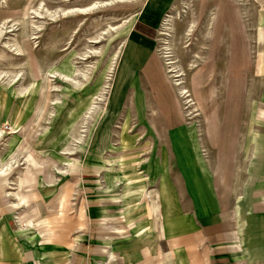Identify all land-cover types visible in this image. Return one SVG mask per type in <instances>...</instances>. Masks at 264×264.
<instances>
[{"label":"rangeland","instance_id":"rangeland-1","mask_svg":"<svg viewBox=\"0 0 264 264\" xmlns=\"http://www.w3.org/2000/svg\"><path fill=\"white\" fill-rule=\"evenodd\" d=\"M244 1L0 0V264H105L97 228L155 245L147 213L158 228L164 185L179 193V222L233 210L248 247L256 229L264 242L259 95L228 100L222 73L223 18L260 22L264 0ZM229 104L245 105L241 120ZM177 145L194 178L178 171ZM188 178L211 188L201 202L214 209L201 213Z\"/></svg>","mask_w":264,"mask_h":264},{"label":"crops","instance_id":"crops-1","mask_svg":"<svg viewBox=\"0 0 264 264\" xmlns=\"http://www.w3.org/2000/svg\"><path fill=\"white\" fill-rule=\"evenodd\" d=\"M242 1V0H240ZM223 3V2H222ZM261 12L259 14L260 22L256 23V27H252V22L244 13L232 12L230 15L223 18V28L227 29L226 35V51L222 62V73L224 80L225 96L230 101H242L247 95L249 88H257L259 100L257 101L255 115L264 117V2ZM224 6L227 8L237 7V3L225 1ZM245 7H250L249 1L245 0L242 3ZM219 6H223L219 5ZM242 6V7H243ZM241 7V5H239ZM260 7V5H256ZM263 12V13H262ZM241 18L243 22L239 28H233L235 21ZM252 27V29H251ZM243 28V30H242ZM117 89V87H116ZM235 108L236 120H241L243 104H229L228 107ZM239 112V113H238ZM240 114V117H239ZM163 115V114H162ZM164 116V115H163ZM168 119L167 117H165ZM179 119H183L179 115ZM217 149V147H216ZM218 150V149H217ZM177 155V169L182 170L181 174L194 178L192 166L184 163L179 167V147L176 149ZM215 177V175H214ZM166 177H163L165 183ZM202 180V179H201ZM193 180H187V193L197 202L199 210L204 209L201 213H207V208H213L214 205L206 206L201 202L205 199V193L210 198L211 188L205 186L204 181L193 183ZM159 193L160 199V226L157 228L153 218L147 214L153 221L154 230L157 233V241L155 245L149 244L148 241L140 244L136 240L132 241L129 234L122 238L117 236L108 237L112 235L109 231L103 230L105 236L98 237V228L96 238L99 240V245L96 246L95 254L97 256H104L105 264H264V242L262 229L259 231L261 242L254 246L248 247L245 238L243 237V229L237 224V214L233 210L226 209L227 213L221 211V216L224 220L220 224L204 223L192 224L179 222V193L177 190H170L166 185L161 187ZM1 201V200H0ZM175 201V202H174ZM1 203V202H0ZM2 204V203H1ZM147 208V207H146ZM197 208V209H198ZM223 210V209H222ZM162 212L164 216L162 217ZM195 214L199 215V211ZM48 217V216H47ZM101 221V220H100ZM126 222V221H125ZM132 231V230H130ZM48 232H52L48 228ZM135 232V231H132ZM208 233V234H206ZM49 235V239H50ZM142 236V235H140ZM129 239L125 245L121 244L120 240ZM206 240L211 243V247L201 246L202 242ZM119 241V243H116ZM148 243V244H147ZM118 248L121 249L123 255L118 256L115 252L109 250ZM4 251V256L2 255ZM6 249H0V259H8ZM110 256L113 258L110 259ZM31 264H40L37 260L32 259Z\"/></svg>","mask_w":264,"mask_h":264},{"label":"bare ground","instance_id":"bare-ground-1","mask_svg":"<svg viewBox=\"0 0 264 264\" xmlns=\"http://www.w3.org/2000/svg\"><path fill=\"white\" fill-rule=\"evenodd\" d=\"M238 1H240V0H238ZM90 9H85L84 11H82V13H84V14H87L88 13V11H89ZM184 10V9H183ZM71 13V12H70ZM211 13V12H210ZM64 15L66 16L67 15V13H64ZM210 17H212V16H210ZM214 19H215V17H214ZM213 19V24H214V22H215V20ZM193 24V23H192ZM194 25V24H193ZM193 25H191V26H193ZM188 31H189V29H188ZM188 31H187V33H188ZM189 35V34H188ZM190 36V35H189ZM16 42V41H15ZM11 45H13V44H11ZM17 49V48H16ZM13 50V49H12ZM20 53V52H19ZM20 55V54H19ZM167 55V54H166ZM165 57V56H164ZM173 65V64H172ZM171 66V65H170ZM172 72V71H171ZM175 76V75H174ZM17 78V77H16ZM177 81V80H176ZM179 83H178V81L175 83V85H178ZM178 92H179V95H184V93H185V91H184V89L183 88H181L180 90H179V88H178ZM185 97V96H184ZM188 97V96H187ZM187 99V98H186ZM189 100L187 99V100H185L184 102H183V105L184 104H189ZM193 107H194V105H193ZM183 109H184V107H183ZM186 110V109H185ZM190 110V109H189ZM191 112H192V110H191ZM190 112V113H191ZM190 115V114H189ZM3 171V170H2ZM146 193V192H145ZM145 195V194H144Z\"/></svg>","mask_w":264,"mask_h":264}]
</instances>
